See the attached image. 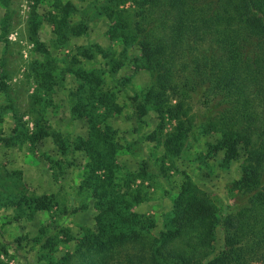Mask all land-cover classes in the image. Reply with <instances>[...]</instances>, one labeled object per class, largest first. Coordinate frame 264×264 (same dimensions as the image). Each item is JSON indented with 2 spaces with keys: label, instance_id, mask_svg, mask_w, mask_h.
I'll use <instances>...</instances> for the list:
<instances>
[{
  "label": "trees",
  "instance_id": "obj_1",
  "mask_svg": "<svg viewBox=\"0 0 264 264\" xmlns=\"http://www.w3.org/2000/svg\"><path fill=\"white\" fill-rule=\"evenodd\" d=\"M125 1L106 0L114 26ZM133 2L139 13L131 43L151 74L150 85L130 97L133 106L138 101L135 117L139 108L154 110L160 120L158 136L177 155L192 130L195 115L190 99L200 91L206 108L204 133L219 136L225 167L238 166L239 176L228 191L242 205L230 212L229 207L220 210L187 176L165 212L163 229L157 230L156 219L136 209L144 197L141 189L129 184L134 175L120 167L121 144L107 123L117 98L104 92L100 77L86 73L80 60L72 57L69 71L78 85L71 93V111L87 120L88 136L64 138L38 118V141L51 137L60 154L72 160L69 164L75 161V153L85 154L87 169L78 189L94 198L97 214L93 228L73 237V250L57 264H264V0ZM39 3L35 0L30 18L35 34ZM70 16L71 12L48 16L60 39L69 27L77 35ZM120 25L126 29L128 24ZM49 55L34 67L38 93L47 94L59 83L53 75L56 61ZM84 55L93 61L97 56L91 47ZM83 81L96 85L87 90ZM167 119L176 124L166 133ZM156 132L149 139H157ZM54 205L48 195L30 200V208L36 211Z\"/></svg>",
  "mask_w": 264,
  "mask_h": 264
},
{
  "label": "rangeland",
  "instance_id": "obj_2",
  "mask_svg": "<svg viewBox=\"0 0 264 264\" xmlns=\"http://www.w3.org/2000/svg\"><path fill=\"white\" fill-rule=\"evenodd\" d=\"M34 3L0 0V264H57L73 250L72 238L94 226V198L78 189L88 158L77 152L69 164L72 160L60 154L51 137L38 141V118L64 138L88 136L87 120L71 111V93L78 85L69 71L72 57L80 60L79 66L86 73L100 77L104 92L117 98L119 109L114 106L108 111L107 123L121 144L120 167L134 175L129 184L132 189H141L144 197L136 209L153 216L157 230L163 229L165 212L187 176L220 210L229 207L230 212L242 205L236 201L237 195L228 191L239 176L238 166L225 167L218 149L219 136L204 133L206 108L199 99L200 91L190 99L195 115L192 130L177 155L170 153L158 136L160 120L154 110L139 108L135 117L133 108L138 101L133 106L130 97H137L150 85L151 74L131 43L138 20L133 0L120 5L117 26L107 13L106 0H40L38 34L30 22ZM57 12H71L70 24L77 35L69 27L64 38H58L47 20ZM124 23L128 24L126 29L120 25ZM89 47L96 51L94 61L85 58ZM47 54L56 61L53 75L59 83L47 94L42 90L38 93L34 67ZM186 56L190 57L187 52ZM84 83L87 90L96 85ZM169 121L164 125L166 133L176 124ZM155 130L157 139H149ZM45 195L55 205L49 210H32L30 200ZM60 228L67 232L61 233Z\"/></svg>",
  "mask_w": 264,
  "mask_h": 264
}]
</instances>
